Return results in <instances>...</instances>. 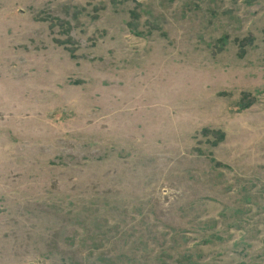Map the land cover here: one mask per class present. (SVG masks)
Returning a JSON list of instances; mask_svg holds the SVG:
<instances>
[{"label": "rangeland", "instance_id": "1", "mask_svg": "<svg viewBox=\"0 0 264 264\" xmlns=\"http://www.w3.org/2000/svg\"><path fill=\"white\" fill-rule=\"evenodd\" d=\"M0 264H264V0H0Z\"/></svg>", "mask_w": 264, "mask_h": 264}]
</instances>
